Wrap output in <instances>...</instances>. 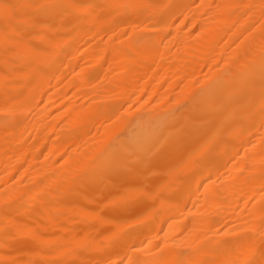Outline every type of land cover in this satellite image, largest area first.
I'll return each mask as SVG.
<instances>
[{"label": "bare ground", "instance_id": "1", "mask_svg": "<svg viewBox=\"0 0 264 264\" xmlns=\"http://www.w3.org/2000/svg\"><path fill=\"white\" fill-rule=\"evenodd\" d=\"M0 264H264V0H0Z\"/></svg>", "mask_w": 264, "mask_h": 264}]
</instances>
